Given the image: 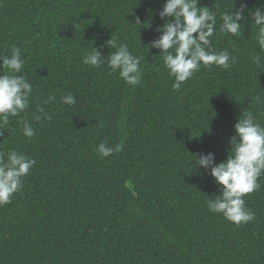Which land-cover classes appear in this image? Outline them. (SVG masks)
<instances>
[{
    "label": "trees",
    "instance_id": "obj_1",
    "mask_svg": "<svg viewBox=\"0 0 264 264\" xmlns=\"http://www.w3.org/2000/svg\"><path fill=\"white\" fill-rule=\"evenodd\" d=\"M164 3L0 0V55L19 47L33 85L28 109L0 128V152L36 161L12 202L0 206V264H264V176L244 197L255 219L237 226L207 208L219 186L192 156L226 159L243 111L264 125V67L251 59L259 54L264 64L257 27L249 17L243 36L221 35L218 17L212 46L235 63L201 67L177 91L162 54L144 45L160 35ZM232 3L201 0L218 12ZM247 4L254 10L264 0ZM137 17L150 27L139 29ZM111 35L144 57L136 86L106 64L82 63ZM69 92L75 105L61 101ZM24 120L34 137L23 135ZM102 142L123 150L101 157Z\"/></svg>",
    "mask_w": 264,
    "mask_h": 264
},
{
    "label": "clouds",
    "instance_id": "obj_2",
    "mask_svg": "<svg viewBox=\"0 0 264 264\" xmlns=\"http://www.w3.org/2000/svg\"><path fill=\"white\" fill-rule=\"evenodd\" d=\"M237 0L223 12L213 7L201 5V0H165L159 11L163 21L156 31L158 38L144 44L151 49H158L162 54L164 67L168 75L174 79L172 87L179 91L183 84L200 71L201 67L219 66L225 70L235 63V57L227 50H216L211 38L217 32L219 17V33L239 38L244 35L245 24L249 17L257 27L255 40L261 52H264V4L255 5L254 10L248 7L247 0ZM150 11V10H149ZM243 22V23H242ZM135 24L148 28L150 23L142 24L135 19ZM107 46L115 49L110 54H102ZM106 57V59H105ZM144 57L134 55L126 42L117 43L111 35L99 48L92 45L91 50L82 58V63L90 67L107 65L109 74L118 73L128 85L139 84L142 75L141 61ZM256 66L264 67L259 54L251 57ZM25 60L21 49L13 45L9 55H0V128L9 123L10 117L19 116L28 109L33 85L23 74ZM55 97L49 96L45 103ZM259 99V98H257ZM66 105H75L74 94L68 93L61 98ZM47 117L43 108L38 109ZM40 116L36 117L39 120ZM206 130H209L208 127ZM22 133L25 137L35 136V130L27 121H23ZM234 135L230 138L227 158L217 163L215 154L200 152L192 154L195 168L202 167L219 186V194L209 196L206 200L210 212L221 214L227 221L240 226L255 219V214L246 207L244 197L261 188L259 180L264 176V125L251 111L242 112L234 124ZM3 135V132H0ZM123 150L117 143L98 145L101 157H109ZM36 164L35 159L23 152L13 149L5 155L0 152V206L10 204L15 193L23 187L24 178Z\"/></svg>",
    "mask_w": 264,
    "mask_h": 264
}]
</instances>
